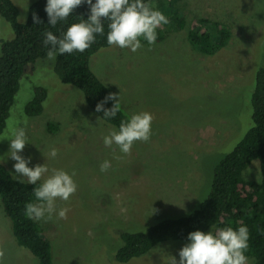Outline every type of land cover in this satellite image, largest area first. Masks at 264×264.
<instances>
[{"label":"rangeland","instance_id":"1","mask_svg":"<svg viewBox=\"0 0 264 264\" xmlns=\"http://www.w3.org/2000/svg\"><path fill=\"white\" fill-rule=\"evenodd\" d=\"M13 1L24 21L36 0ZM178 15L185 28L164 31L153 46L140 38L143 47L136 52L111 46L91 57L93 73L119 96L130 117L145 111L154 117L150 140L134 143L130 155L115 144L105 147L103 137L117 129L88 107L78 88L61 81L56 59L37 61L21 79L0 135V164L27 182L17 177L10 158L12 131L22 126L28 144L19 154L31 157L29 167L46 164L50 171L44 178L52 169L76 172V193L56 201L57 211L70 209L67 219L36 220L51 244L54 264H119L121 233L145 232L197 208L210 190L214 167L252 126L255 74L264 64V0H181ZM196 18L223 23L231 31L227 46L211 55L199 53L188 37ZM11 39L12 29L0 15V41ZM36 87L48 95L43 113L29 117L24 110ZM53 147L55 158L49 156ZM105 160L111 167L101 172ZM245 176L258 181L260 163L252 162ZM188 243H160L127 264H171ZM0 249L2 264H38L15 240L1 201ZM248 264L254 260L248 258Z\"/></svg>","mask_w":264,"mask_h":264},{"label":"trees","instance_id":"2","mask_svg":"<svg viewBox=\"0 0 264 264\" xmlns=\"http://www.w3.org/2000/svg\"><path fill=\"white\" fill-rule=\"evenodd\" d=\"M144 2L155 9L158 7H155L154 2L166 7L161 12L168 17L169 23L156 30L157 42L163 40L164 31L185 28L186 21L178 15L181 0ZM46 4L47 0H36L28 7L25 20L19 21L20 9L16 3L13 0H0V15L13 32V39L0 41V135L7 126L22 77L30 66L47 58L48 48L43 45L45 32L51 31L61 38L69 26L82 19L87 20L90 15V8L84 3L74 9L67 20L59 21L53 27L49 25ZM34 12L42 24H34ZM107 25L108 21H104V34L97 35L95 42L83 53L58 54L55 72L63 83L73 85L83 93L86 104L97 116L118 130L121 121L130 119V116L121 107L117 115L110 119L105 118L102 111L95 110L96 105L110 91L90 67L94 54L112 46L107 42ZM188 37L199 53L211 55L227 46L231 31L221 22L196 18L191 21ZM47 95L44 87H36L33 99L25 107V115H41ZM114 103L115 101L109 100L104 108H111ZM251 120L252 126L214 167L210 190L199 206L185 217L161 220L145 232L121 233L122 245L115 253L116 262L127 264L132 259L148 254L163 242H188V235L193 231L215 233L222 227L238 229L243 225L249 230V247L245 255L252 258L254 264H264V64L255 74ZM254 161L260 163L261 177L258 181L249 180L245 176ZM40 184L18 182L0 164V201L11 222L15 240L38 259V264H54L51 244L43 236L42 228L36 220L29 219L25 214L26 204L39 203L34 189Z\"/></svg>","mask_w":264,"mask_h":264},{"label":"clouds","instance_id":"3","mask_svg":"<svg viewBox=\"0 0 264 264\" xmlns=\"http://www.w3.org/2000/svg\"><path fill=\"white\" fill-rule=\"evenodd\" d=\"M84 3L90 8L87 20L73 23L61 38L51 31L45 32L43 45L48 48L46 55L49 61L54 62L58 54L83 53L95 42L97 35L104 34V21H108V44L121 49L127 48L132 52L143 47L140 38L146 40L149 46L155 45L156 30L169 23L168 17L144 0H95V3L93 0H47L45 11L49 25L54 27L59 21L67 20L74 9ZM32 18L34 24L43 23L35 12ZM109 100L115 103L106 109L104 104ZM95 110L102 111L105 118H114L120 110L119 96L110 93L96 105ZM153 119V115L146 111L133 114L130 119L121 121L118 130H111L103 137L105 147L111 148L115 144L121 153L130 155L134 143L150 140ZM9 141L10 158L16 161L13 168L17 177L27 178L29 184L36 185L50 170L46 164L29 167L31 157L25 159L19 154L28 144L25 128H15ZM57 155L58 149L53 147L49 156L55 158ZM110 167L111 163L105 160L100 165V171L106 172ZM75 175V170L70 175L65 170L52 169L51 174L34 189L39 203L26 204V216L37 221L52 220L54 215L58 219H67L70 209L60 208L57 211L56 201H68L76 193L78 185L73 179ZM188 240L190 243L179 250V261L172 256L171 264H248L245 252L249 247V230L246 226L242 225L238 229L222 227L215 233L210 231L207 234L197 230L189 233ZM4 255L3 249H0V264Z\"/></svg>","mask_w":264,"mask_h":264}]
</instances>
